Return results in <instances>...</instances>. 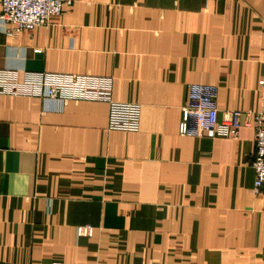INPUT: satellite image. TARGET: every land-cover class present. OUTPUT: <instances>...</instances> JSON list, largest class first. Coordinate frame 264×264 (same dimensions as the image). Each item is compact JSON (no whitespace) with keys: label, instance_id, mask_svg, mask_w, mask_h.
<instances>
[{"label":"crops","instance_id":"obj_1","mask_svg":"<svg viewBox=\"0 0 264 264\" xmlns=\"http://www.w3.org/2000/svg\"><path fill=\"white\" fill-rule=\"evenodd\" d=\"M112 79L140 106L0 94V264H264L255 129L179 134L189 83L220 114L264 108V0H75L6 34L0 70ZM91 225L92 236H78Z\"/></svg>","mask_w":264,"mask_h":264},{"label":"built area","instance_id":"obj_2","mask_svg":"<svg viewBox=\"0 0 264 264\" xmlns=\"http://www.w3.org/2000/svg\"><path fill=\"white\" fill-rule=\"evenodd\" d=\"M75 0H0V27L8 35L47 25L55 16L73 6ZM264 84L263 81L260 82ZM112 79L107 77L50 75L15 69L0 70V94L38 96L48 99L83 98L109 101L111 128L136 131L140 124V106L111 101ZM187 102L182 108L179 134L191 137L236 138L243 125L255 129V187H264V108L244 112L239 109L220 114L218 87L189 83ZM91 225L79 226L78 236H92ZM61 264V263H55Z\"/></svg>","mask_w":264,"mask_h":264}]
</instances>
